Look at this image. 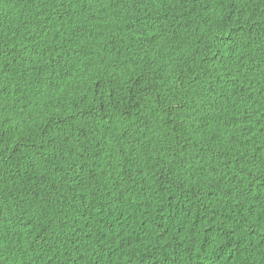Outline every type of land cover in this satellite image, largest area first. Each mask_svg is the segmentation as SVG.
I'll list each match as a JSON object with an SVG mask.
<instances>
[{
  "label": "trees",
  "instance_id": "16d2710c",
  "mask_svg": "<svg viewBox=\"0 0 264 264\" xmlns=\"http://www.w3.org/2000/svg\"><path fill=\"white\" fill-rule=\"evenodd\" d=\"M0 264H264V0H0Z\"/></svg>",
  "mask_w": 264,
  "mask_h": 264
}]
</instances>
